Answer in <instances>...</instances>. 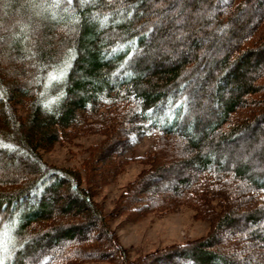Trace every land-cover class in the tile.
<instances>
[{
    "label": "trees",
    "instance_id": "trees-1",
    "mask_svg": "<svg viewBox=\"0 0 264 264\" xmlns=\"http://www.w3.org/2000/svg\"><path fill=\"white\" fill-rule=\"evenodd\" d=\"M147 1L0 0L2 264H264V159L251 168L221 148L264 133V0H185L181 14L203 7L205 22L188 27L176 49L185 55L152 74L144 60L171 30ZM24 2L28 23L19 11L21 28L8 33ZM219 39L231 42L217 59L206 48ZM211 78L220 108L208 123L197 112ZM90 135L100 139L79 166L44 162ZM145 138L147 151L126 155ZM131 160L143 169L105 213L95 198ZM183 208L209 223L207 234L134 260L110 227Z\"/></svg>",
    "mask_w": 264,
    "mask_h": 264
},
{
    "label": "rangeland",
    "instance_id": "rangeland-1",
    "mask_svg": "<svg viewBox=\"0 0 264 264\" xmlns=\"http://www.w3.org/2000/svg\"><path fill=\"white\" fill-rule=\"evenodd\" d=\"M146 4L147 7L151 10V12L159 13H155V15L161 22L160 28L164 29L162 28V26L165 22V25H167V29L171 30V32L169 33L160 35L157 41L159 42V45L157 44V42H155V44H152L151 51L149 50V53L146 56L147 58L146 60H144V66L147 67L148 74L157 69L159 70L160 68L164 69L169 67L171 65V62L176 59L178 60L180 59V57L185 55L183 53V50V54H179L180 52H177L176 49L184 48L181 46L186 45L184 43V40L182 39H184V36L189 33L188 27L191 26L192 28H199V25L205 22L206 17L204 13L205 9L203 7H199L196 10H192L191 12L185 10V12L181 14L180 11L183 10L185 0H166L164 3L163 0H149ZM26 6V2H24L20 4L21 9L19 8L18 10H15L13 13H11L12 15H8L7 18H9L10 25L7 28L6 26H4V28L2 29H8V33H15L13 32V30L21 28L20 20L22 18L21 16H19V11H22V13H24L22 16L24 20H22L23 23L27 24L29 19L27 18L28 16H26V11L29 13V8L28 6ZM0 16L3 17L4 14L1 13ZM155 27L157 28V26ZM210 40L211 39L209 38L201 40V47H205L206 45L208 46L209 42H211ZM226 41V43H228L227 45L222 44L219 39L217 43L213 44L212 46L206 49L207 51H210L211 53L215 54L218 59V57H221L223 51L225 50V46L228 47V45H230L231 41ZM156 44L157 49L152 52V49H154L153 46H155ZM158 48H160V50H158ZM189 49L191 50L190 45ZM206 49L201 50L200 52L206 51ZM169 51L172 52V57L171 55H168V53H170ZM205 64L207 65V62ZM217 66H219L218 60L215 69H213L214 73L213 75H211L212 78L217 76L215 73L216 71H218ZM210 69L207 66L204 67L202 72L198 74V79L201 80L200 78H204L206 76V72ZM254 72L255 70H248L246 72V77H251ZM212 78L208 80V82L206 81V85L204 86L201 95L202 100H204V104L202 105L201 110L197 112L201 120L208 121V123L209 121H215L217 111L220 108L219 105L214 108V99L216 97V85L215 82H212L214 81V79L212 80ZM235 93L236 92H234L232 86V88H226L221 93V95L228 96L233 95ZM257 129H260L263 133V130L260 127H257L252 132L254 136L253 144H249L248 146L240 145L238 143H229L221 145V148H223V153H228L227 155H230L229 160H231L234 156L233 160L235 159V163H240L245 159L244 157H249L250 161L247 160V164L249 167L251 166V168L253 164L259 165L257 163L258 160L261 163L260 158L263 161L264 148L261 149L258 147L259 142H264V133L263 136L260 135L259 131L257 132ZM99 139V136L90 135L76 139L70 145H57L50 152L43 154V160L46 164L54 165L58 168L77 167L79 166L82 158L84 157L83 150L86 149V147L97 143ZM150 144L151 140L145 138L141 140L136 146H134L131 151H128L126 155H142L145 151L148 150ZM221 148L219 147L220 150ZM231 164L232 163L228 161V165L230 166ZM142 169L143 166L141 164H139L136 160H131L127 162L123 172L115 176L113 180H111L107 185L103 186L100 189L95 200L102 206L103 211L105 213H109L112 211L119 195L124 191V189L130 182L134 181L137 178L138 174L142 171ZM110 227L116 233L119 244L123 248L128 250L130 258L134 260L138 257L161 249L164 246L187 243L193 241L196 238L204 236L209 230V223L207 221L195 218L194 212L191 209L183 208L179 211L166 215L153 213L148 214L136 222H129L127 220V216L123 215L111 220ZM85 264L107 263L103 261H95L87 262Z\"/></svg>",
    "mask_w": 264,
    "mask_h": 264
},
{
    "label": "snow or ice",
    "instance_id": "snow-or-ice-1",
    "mask_svg": "<svg viewBox=\"0 0 264 264\" xmlns=\"http://www.w3.org/2000/svg\"><path fill=\"white\" fill-rule=\"evenodd\" d=\"M68 3L71 4L72 3V0H68ZM53 6L54 7H59V4L58 3H54ZM0 264H2V262H0Z\"/></svg>",
    "mask_w": 264,
    "mask_h": 264
}]
</instances>
